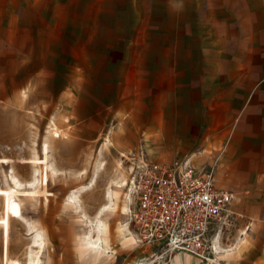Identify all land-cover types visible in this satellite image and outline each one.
Segmentation results:
<instances>
[{
	"label": "rangeland",
	"instance_id": "374dc122",
	"mask_svg": "<svg viewBox=\"0 0 264 264\" xmlns=\"http://www.w3.org/2000/svg\"><path fill=\"white\" fill-rule=\"evenodd\" d=\"M0 1L5 11L12 6L18 9L14 17L22 19L20 27L27 31L13 38V15L0 14V264H27L30 255L33 264H208L185 253L163 254L136 241L123 210L129 192L124 186L115 188L112 181L127 180L126 157L138 153L117 151L108 137L111 120L103 128L98 118H91L100 116L92 66H126L128 59L137 65V52L120 53L136 32L131 24L124 38L121 28L128 24L117 13L130 0ZM49 24L58 29L51 51L65 53L67 66L43 69L38 66L42 56L33 60L34 66H21L27 62L30 42L36 44L33 53L45 51ZM101 116H107L106 109ZM34 168L38 182L33 190L28 185L17 190L11 172L25 184L33 178ZM81 186L88 187L79 193L81 211L93 220L106 202L107 187L115 190V203L103 218L101 238L110 248L105 256L87 246L90 226L78 208L68 203ZM234 217L223 228L230 238L237 219L244 225L245 217ZM124 223L130 235H124ZM225 235L220 246L214 240V248L227 247L222 245ZM219 254V249L214 251V264H224Z\"/></svg>",
	"mask_w": 264,
	"mask_h": 264
},
{
	"label": "crops",
	"instance_id": "0c3cea01",
	"mask_svg": "<svg viewBox=\"0 0 264 264\" xmlns=\"http://www.w3.org/2000/svg\"><path fill=\"white\" fill-rule=\"evenodd\" d=\"M137 2H123L117 12L128 24L124 38L135 24V37L120 53L137 52V65L128 59L126 66H92L100 116L91 118L103 128L111 120L108 137L122 153L142 152L157 162L188 158L195 167L215 161L217 186L233 193V215L245 217L231 238L227 230L216 238L220 246L225 235L227 246L219 257L224 264H264V0ZM17 10L5 11L0 1V14L13 15V38L27 33ZM47 28L45 51L33 53L30 42L21 66H34L38 56L43 69L67 66L65 53L51 51L56 24ZM121 180L112 181L115 188Z\"/></svg>",
	"mask_w": 264,
	"mask_h": 264
},
{
	"label": "built area",
	"instance_id": "2783aa9c",
	"mask_svg": "<svg viewBox=\"0 0 264 264\" xmlns=\"http://www.w3.org/2000/svg\"><path fill=\"white\" fill-rule=\"evenodd\" d=\"M126 159L130 200L124 212L136 241L214 264L213 243L233 217L234 197L217 186L216 162L201 167L188 158L157 162L142 152Z\"/></svg>",
	"mask_w": 264,
	"mask_h": 264
},
{
	"label": "bare ground",
	"instance_id": "6f19581e",
	"mask_svg": "<svg viewBox=\"0 0 264 264\" xmlns=\"http://www.w3.org/2000/svg\"><path fill=\"white\" fill-rule=\"evenodd\" d=\"M50 168H51L52 172L54 174H56L57 171L55 172V170L52 167H50ZM11 174H12L13 184L16 186V189L17 190H22L23 189V186H27V185L30 187V188H28V190H33V188L36 186V184L38 182V177H37L38 176L37 175L38 174V169L37 168H34V170H33V178L30 181H28L27 183H25V184L17 181V179L15 178L13 172H11ZM124 183H125L124 180H121L120 182H117L115 184L116 185V188L117 187L124 186L125 185ZM87 188L88 187L81 186L76 191H74L68 197V203L71 204V205H74L76 208H78L79 212L82 215V218H84L85 220H87V223L90 226V231H88L89 232V235H87L88 236V238H87L88 239L87 246L90 249L97 250L98 251V254L100 256H105V255H107L109 253L110 248L108 246V243L107 242H103V240L101 238L102 230H103V218H104L106 212L109 211L110 208H111V206L113 205V193H114V190L111 187H109V188L107 187L108 188V190H106L107 191V195H106V199L107 200L100 207L99 211L97 212L96 218L93 220V219L88 218L86 216V214L81 211V206H80V203H79V193H82V192L86 191ZM127 192H129L128 197H127V202H128L130 200V191H127ZM127 207H126V210H127ZM28 228L30 230H32V226L30 224H28ZM121 229H123V225L121 226ZM129 232H130V230H129ZM124 235H129V233L126 231V233L124 232ZM32 242H33L34 245L37 243V234H35L33 236ZM218 249H220V247H218V245H216L215 251H217ZM27 264H33L32 255L29 256V260H28ZM136 264H139V263H136Z\"/></svg>",
	"mask_w": 264,
	"mask_h": 264
}]
</instances>
